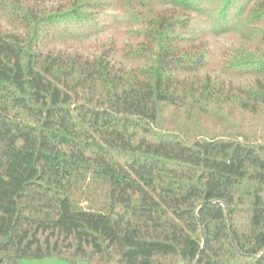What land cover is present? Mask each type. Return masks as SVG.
I'll return each instance as SVG.
<instances>
[{
  "label": "trees",
  "instance_id": "1",
  "mask_svg": "<svg viewBox=\"0 0 264 264\" xmlns=\"http://www.w3.org/2000/svg\"><path fill=\"white\" fill-rule=\"evenodd\" d=\"M53 256L264 264V0H0V264Z\"/></svg>",
  "mask_w": 264,
  "mask_h": 264
},
{
  "label": "rangeland",
  "instance_id": "2",
  "mask_svg": "<svg viewBox=\"0 0 264 264\" xmlns=\"http://www.w3.org/2000/svg\"><path fill=\"white\" fill-rule=\"evenodd\" d=\"M219 41H222L221 39H219ZM167 118L169 120V122H173V117H172V113L167 112ZM178 117H174V119L183 122L184 121V116L181 112L178 113ZM193 125L194 124H189L187 127H185L184 131L187 132H193ZM21 264H73L70 261L67 260H63L60 259L59 257L53 256V257H47V258H41V259H24L22 260ZM78 264H89L87 261L85 260H81L78 262ZM176 264H185L184 261H179Z\"/></svg>",
  "mask_w": 264,
  "mask_h": 264
}]
</instances>
